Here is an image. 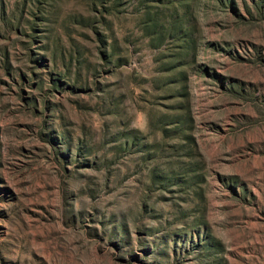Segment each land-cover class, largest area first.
<instances>
[{
  "label": "rangeland",
  "instance_id": "rangeland-1",
  "mask_svg": "<svg viewBox=\"0 0 264 264\" xmlns=\"http://www.w3.org/2000/svg\"><path fill=\"white\" fill-rule=\"evenodd\" d=\"M0 264H264V0H0Z\"/></svg>",
  "mask_w": 264,
  "mask_h": 264
}]
</instances>
